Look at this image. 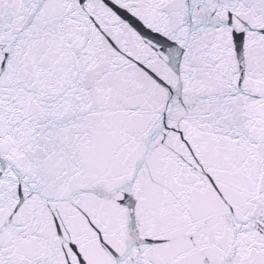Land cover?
Returning <instances> with one entry per match:
<instances>
[{"label":"snow or ice","instance_id":"6c2138e0","mask_svg":"<svg viewBox=\"0 0 264 264\" xmlns=\"http://www.w3.org/2000/svg\"><path fill=\"white\" fill-rule=\"evenodd\" d=\"M0 264H264V0H0Z\"/></svg>","mask_w":264,"mask_h":264}]
</instances>
